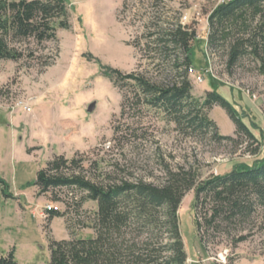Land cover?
I'll use <instances>...</instances> for the list:
<instances>
[{
    "label": "rangeland",
    "instance_id": "1",
    "mask_svg": "<svg viewBox=\"0 0 264 264\" xmlns=\"http://www.w3.org/2000/svg\"><path fill=\"white\" fill-rule=\"evenodd\" d=\"M219 2L66 0L71 27L58 29L57 41L8 38L10 49L21 57L0 59V177L10 194L5 197L0 184V255L14 250L19 264H47L51 240L95 236L96 201L86 200L79 190L73 195L68 188L40 193L34 186L38 171L55 155L81 160L85 175L97 181L109 177L155 184L165 181L167 167L191 170L199 182L263 158L245 152L251 143L247 139L237 147L214 140L213 133L187 135L163 110L138 100L133 81L115 84L107 76L110 67L154 84L172 82L174 62L155 57L151 34L189 26L200 40L193 44V96L203 99L207 91L217 90L264 143L261 64L245 58L230 68L227 49L211 50L207 44L209 16ZM94 102L96 109L89 112ZM215 107L207 111L218 133L236 137L233 121ZM194 200L192 189L178 210L187 264H264L263 208L202 243ZM52 209L64 215L52 219ZM242 235L248 239L234 244Z\"/></svg>",
    "mask_w": 264,
    "mask_h": 264
},
{
    "label": "trees",
    "instance_id": "2",
    "mask_svg": "<svg viewBox=\"0 0 264 264\" xmlns=\"http://www.w3.org/2000/svg\"><path fill=\"white\" fill-rule=\"evenodd\" d=\"M69 17L66 0H0V59L21 57L10 49V37L34 39L38 43L57 41L58 29H70ZM209 23L208 47L226 48L230 68L249 58L258 61L264 73V0H231L219 4L211 12ZM151 35L155 57L174 62L172 82L154 84L110 67L107 76L115 84L118 80L133 81L137 90L134 95L141 96L138 100L142 98L163 110L178 130L187 135L213 133L214 140L229 141L237 147H242L247 139L251 143L244 147L245 152L263 158L252 164L233 165L227 173L211 175L199 182L198 174L191 170L167 167L165 181L155 184L109 177L97 181L85 175L81 160L55 155L38 171L34 186L40 193L63 188L70 189L72 195L75 190L85 192L86 200L96 201L98 209L93 223L95 236L86 239L72 235L70 239L51 240L47 264H187L178 210L192 189L195 228L202 243L207 235L240 225L260 208L264 209V143L254 133L256 128L243 121L217 90L207 91L203 99L192 94L189 76L196 66L193 44L200 42L196 30L178 24L162 30L156 37ZM176 51L181 54L174 55ZM209 76L216 82L214 76ZM123 100L128 102L129 95H124ZM215 106L223 108L233 121L236 137L218 133L207 111ZM0 184L9 198L8 183L0 177ZM76 203L80 205L83 201ZM49 214L52 219L64 215L55 209L49 210ZM247 239V235H242L234 239V244ZM0 264H19L15 251L0 255Z\"/></svg>",
    "mask_w": 264,
    "mask_h": 264
},
{
    "label": "built area",
    "instance_id": "3",
    "mask_svg": "<svg viewBox=\"0 0 264 264\" xmlns=\"http://www.w3.org/2000/svg\"><path fill=\"white\" fill-rule=\"evenodd\" d=\"M228 1H231V0H220V2H219V4H222V3H225V2H228ZM218 4V5H219ZM211 14V13H210ZM194 70H191V72H193ZM197 81L198 82H202L203 81V77H201V76H199L198 78H197ZM28 109H31V108H28Z\"/></svg>",
    "mask_w": 264,
    "mask_h": 264
},
{
    "label": "water",
    "instance_id": "4",
    "mask_svg": "<svg viewBox=\"0 0 264 264\" xmlns=\"http://www.w3.org/2000/svg\"><path fill=\"white\" fill-rule=\"evenodd\" d=\"M96 109V103H91L88 107V111L89 112H94V110Z\"/></svg>",
    "mask_w": 264,
    "mask_h": 264
},
{
    "label": "crops",
    "instance_id": "5",
    "mask_svg": "<svg viewBox=\"0 0 264 264\" xmlns=\"http://www.w3.org/2000/svg\"><path fill=\"white\" fill-rule=\"evenodd\" d=\"M215 108H217V107H215ZM228 115V114H227Z\"/></svg>",
    "mask_w": 264,
    "mask_h": 264
}]
</instances>
